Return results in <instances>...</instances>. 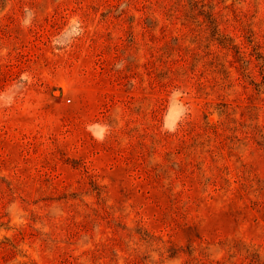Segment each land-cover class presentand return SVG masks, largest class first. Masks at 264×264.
<instances>
[{"label": "rangeland", "instance_id": "obj_1", "mask_svg": "<svg viewBox=\"0 0 264 264\" xmlns=\"http://www.w3.org/2000/svg\"><path fill=\"white\" fill-rule=\"evenodd\" d=\"M0 264H264V0H0Z\"/></svg>", "mask_w": 264, "mask_h": 264}, {"label": "clouds", "instance_id": "obj_2", "mask_svg": "<svg viewBox=\"0 0 264 264\" xmlns=\"http://www.w3.org/2000/svg\"><path fill=\"white\" fill-rule=\"evenodd\" d=\"M181 95V92L179 89L173 90L171 93V96L179 98ZM187 109L182 108L179 114L176 116V121L174 123H169L167 119H165V122L162 126V130L166 132H175L177 128L178 122L186 115Z\"/></svg>", "mask_w": 264, "mask_h": 264}]
</instances>
